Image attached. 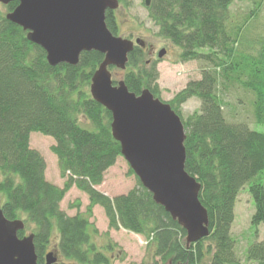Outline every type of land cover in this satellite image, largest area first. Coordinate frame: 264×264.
Listing matches in <instances>:
<instances>
[{"label": "trees", "instance_id": "obj_1", "mask_svg": "<svg viewBox=\"0 0 264 264\" xmlns=\"http://www.w3.org/2000/svg\"><path fill=\"white\" fill-rule=\"evenodd\" d=\"M234 1L150 0L147 7L158 35L178 48V61L203 64L200 79L188 82L169 102L182 120L185 170L201 186L199 201L209 222V235L188 247L185 230L153 201L137 178L133 189L113 198L95 189L121 157L120 145L111 134L110 112L89 94L103 55L83 52L75 66L52 67L44 50L6 20L17 2L4 6L6 12L0 14V208L7 220L25 223L19 238L26 229L34 234L37 264H45L55 232L54 251L59 257L74 264H109L92 242L98 234L89 222L95 206L102 208L108 229L142 236L162 262L239 264L231 228L243 188L253 204L251 224L264 223V133L227 122L220 91L238 85L250 97L254 124L264 126V39L255 55L236 48L241 29L228 31L226 27ZM105 23L116 36L111 11L106 12ZM144 55L140 47L133 49L121 79L130 92L139 95L148 89L158 98L157 68L147 65ZM191 98L199 101L200 108L182 119L179 108ZM32 132L54 140L50 150L64 179L61 188L46 180L45 161L29 145ZM128 173L133 175L131 169ZM72 187L88 198L86 216L68 217L60 210ZM244 258L264 264V240L252 244Z\"/></svg>", "mask_w": 264, "mask_h": 264}, {"label": "water", "instance_id": "obj_2", "mask_svg": "<svg viewBox=\"0 0 264 264\" xmlns=\"http://www.w3.org/2000/svg\"><path fill=\"white\" fill-rule=\"evenodd\" d=\"M13 1L17 6L5 15L6 20L44 50L50 66H75L83 52L103 55L89 92L110 112L111 134L120 145L121 156L153 201L185 230L187 247L207 237L209 222L199 201L201 186L185 170V131L180 117L148 89L136 95L124 81L112 82L109 68L124 71L134 47H144L141 39L133 42L107 28L105 14L117 10L119 1L0 0V4ZM145 5L149 6V0ZM164 54L165 50L159 51L158 58ZM24 226L22 220H7L0 208V264H37L34 234L18 237ZM44 261L56 264V253H47Z\"/></svg>", "mask_w": 264, "mask_h": 264}, {"label": "rangeland", "instance_id": "obj_3", "mask_svg": "<svg viewBox=\"0 0 264 264\" xmlns=\"http://www.w3.org/2000/svg\"><path fill=\"white\" fill-rule=\"evenodd\" d=\"M144 1L119 0V8L112 12L117 26V35L133 42L136 39H141L144 44L154 48L156 51L154 56L145 53L144 61H150V64L156 65L158 99L169 104L173 97L185 88L188 82L200 79L203 64L200 65L193 61L186 63L178 61V48L170 45L158 35V28L148 17ZM259 3L260 6H258ZM5 12L4 6L0 4V14H5ZM228 12L226 23L228 31L241 29L236 48L255 55L256 50L259 49V42L264 39V0H251L249 2L236 0L230 5ZM161 50L166 52L161 59H158L157 53ZM110 73L112 79L117 83L121 80L124 72L113 69L110 70ZM219 89L221 90V87ZM220 97L222 99L223 115L227 122L243 123L254 131L264 133V126L254 124L250 97L238 85L228 90L222 89ZM199 108V101L191 98L179 108V112L182 119H186L189 115L197 112ZM80 123L84 125L82 120H80ZM54 143V140L49 136L37 132L30 134V148L39 152L43 157L48 173L47 178L58 183L57 161L50 150ZM128 170L127 162L123 157H119L115 165L105 172L102 184L97 186L99 192L110 198L127 194L137 184L135 176L130 175ZM77 191L76 189L71 190L60 203V210L68 217H73L77 213L86 216L85 213L89 204L88 198L84 193H77ZM78 203L80 204L79 208L74 207ZM253 212V204L245 187L237 197L234 207V221L231 228V234L235 242L234 250L239 264H254L245 261V252L255 242L264 240V223L258 226L251 224ZM89 222L98 231L97 235L92 236V242L95 243L97 251L102 252L108 258L109 264H169V261L162 262L159 258L153 256L151 245L142 236L124 229L117 231L108 229V221L102 208L93 207ZM28 230L30 229H26V233H29ZM57 240L58 236L55 232L46 253L55 250ZM108 245L112 248L111 250L106 248ZM56 264L74 263L58 256Z\"/></svg>", "mask_w": 264, "mask_h": 264}, {"label": "crops", "instance_id": "obj_4", "mask_svg": "<svg viewBox=\"0 0 264 264\" xmlns=\"http://www.w3.org/2000/svg\"><path fill=\"white\" fill-rule=\"evenodd\" d=\"M47 176H48V173H47V168H46V170H45V178H46V180L47 181H49L50 183H52V184H54V185H56V186H58V187H62L63 186V184H64V179H62V178H60V176L58 175V183H56V182H54V181H51V179H49V178H47ZM76 188L75 187H72L67 193H69L71 190H75ZM96 189L98 190V188L96 187ZM77 190V189H76ZM99 191V190H98ZM67 193H66V195H67ZM77 193H81L80 191L78 192L77 191ZM81 194H83V193H81ZM62 203V202H61Z\"/></svg>", "mask_w": 264, "mask_h": 264}, {"label": "flooded vegetation", "instance_id": "obj_5", "mask_svg": "<svg viewBox=\"0 0 264 264\" xmlns=\"http://www.w3.org/2000/svg\"><path fill=\"white\" fill-rule=\"evenodd\" d=\"M143 51L148 54L149 56H154V54L156 53V51L154 50V48L150 45H146L145 44V47L143 48ZM150 64V61L147 63V65Z\"/></svg>", "mask_w": 264, "mask_h": 264}]
</instances>
